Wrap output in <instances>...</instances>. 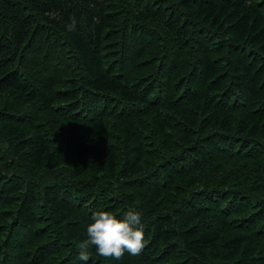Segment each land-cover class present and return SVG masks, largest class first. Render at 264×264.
<instances>
[{"label": "trees", "instance_id": "1", "mask_svg": "<svg viewBox=\"0 0 264 264\" xmlns=\"http://www.w3.org/2000/svg\"><path fill=\"white\" fill-rule=\"evenodd\" d=\"M129 208L88 264H264V0H0V264Z\"/></svg>", "mask_w": 264, "mask_h": 264}, {"label": "clouds", "instance_id": "2", "mask_svg": "<svg viewBox=\"0 0 264 264\" xmlns=\"http://www.w3.org/2000/svg\"><path fill=\"white\" fill-rule=\"evenodd\" d=\"M70 25V29L73 28ZM92 222L86 227V238L76 243L78 259L88 264L91 253L106 260H121L127 253L138 256L144 249L142 213L129 208L122 216L100 210L92 214Z\"/></svg>", "mask_w": 264, "mask_h": 264}]
</instances>
